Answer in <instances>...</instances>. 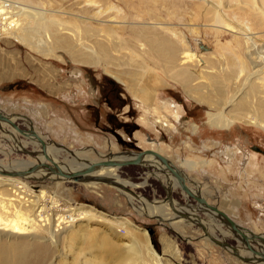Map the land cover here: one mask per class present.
<instances>
[{
	"label": "rangeland",
	"instance_id": "374dc122",
	"mask_svg": "<svg viewBox=\"0 0 264 264\" xmlns=\"http://www.w3.org/2000/svg\"><path fill=\"white\" fill-rule=\"evenodd\" d=\"M30 1L34 8L41 7L37 0ZM131 1L139 5L138 0ZM42 2H50L53 7L61 3L67 11L73 8L70 7L73 0ZM142 2L144 10L160 14L164 22L176 27L186 48L192 53L198 54L196 49L200 44L205 48L211 46V36L205 32L196 36L192 31L197 1L183 0L185 6L178 0L172 4L169 0ZM168 14L174 16L170 18ZM178 17L181 19L178 20ZM53 54L55 57L40 55L12 38L2 36L0 32V64L11 71L8 74L2 72L4 78L10 79L0 80V114L13 117V123L20 130L32 127L51 152L58 151L56 158L61 163L71 164L73 159L79 163L74 153L96 162L120 152L151 150L177 166L187 178L188 185L199 191L209 204L227 213L241 227L264 235V130L237 120L227 127H209L206 114L217 110L215 101L218 97L210 96L214 101L212 106L193 100L177 82L163 74V68L162 71L159 67L151 69L154 78L148 76L136 81L137 78L132 76L142 73L133 69L126 59L118 58L114 52L110 53L114 65H104L99 61L96 64L74 63L60 50H55ZM10 62L13 64L10 65ZM202 66L204 76L208 78L207 72L211 71L207 69L206 61ZM103 83L118 93V100H110L111 105L101 99L100 85ZM7 84L11 86L6 87ZM192 84L191 88H195L201 83L195 84L194 81ZM142 86L149 92L144 101L133 94ZM226 99L220 98L222 102ZM228 107L225 105L223 111H229ZM102 114L113 116L106 121ZM96 117L97 124L94 122ZM122 123L127 126L122 127ZM191 124L197 125L194 133H191ZM0 125L11 130L2 121ZM1 127L0 166L19 171L30 163H38L40 148L33 144L35 141L16 132L17 144L23 145V149L16 150L11 135ZM186 161L192 165L179 168ZM81 162L86 163L85 160ZM141 162V165H124L115 171L120 179L131 186L125 189L131 194V201L118 192V185L104 181L91 186L85 182L36 181L32 177L0 173L1 184H6L7 179H16L23 186L20 190H31L33 195L44 193L45 210L39 223L44 227L52 220L54 237L51 240L47 235L36 232L26 235H35L32 244L35 245L33 253L38 264H111L114 262L113 251L99 247V240L108 238L120 248L122 241L131 239L127 232L137 238L142 251L138 261L141 264L142 261L152 264L142 246L144 237L148 239L151 256H157V264H260L238 259L231 250L212 243L204 235L200 224H206L213 239L220 241L226 237L220 242L235 247L241 257L255 260L245 245L229 233L231 229L219 225V219L211 222L208 214L202 211L185 210L197 216V223L185 229L175 228L173 223L184 217L168 221L144 214L146 210L137 201L138 198L147 202H163L167 192L158 174L146 178L148 173L155 172L153 166L162 163L157 161L152 164L153 160L152 163ZM46 163L52 165L49 161ZM167 171L173 179L171 171ZM6 189L7 186L0 185V190ZM10 193L9 190L3 191V194L10 195V199L14 198V194ZM170 196L184 209H187L186 205L197 206L178 187L171 190ZM80 207L90 209L95 214L94 219H80L81 216L76 213L71 219H66L69 223L56 221L60 215L69 216L70 212ZM139 207H142L141 210H138ZM164 211L167 212V209ZM180 222L188 223L184 220ZM90 234H95L97 240H91ZM249 245L254 249L260 248L255 241L249 242Z\"/></svg>",
	"mask_w": 264,
	"mask_h": 264
},
{
	"label": "bare ground",
	"instance_id": "6f19581e",
	"mask_svg": "<svg viewBox=\"0 0 264 264\" xmlns=\"http://www.w3.org/2000/svg\"><path fill=\"white\" fill-rule=\"evenodd\" d=\"M37 1L41 3L40 8H34L30 0H0L1 35L12 38L45 57H55L53 52L60 50L66 53L70 57V61L74 63L96 64L99 61L104 65H114L113 57L110 54L114 52L118 58L126 59L133 69L142 73V75L132 76L137 78L136 81L148 76L154 78V71L152 72L151 69L159 67L161 70L163 68V74L177 82L193 100L201 103L206 102L208 106H212L214 101L210 96L218 97L215 101L217 110L215 112L208 111L206 114V124L209 127H227L237 120L264 130V0H195L197 1L194 12L195 23L192 26V31L196 36L205 32L212 38L209 41L211 46L205 48L200 44L201 46L197 47L198 54L192 53L190 49L186 48L182 36L176 31L174 25L164 22L160 14L144 10V1L142 2V0H138V6L131 3V0H73V5L70 6L73 8L68 11L61 3L58 7H53L50 2L47 4L42 0ZM64 1L67 0H61V2ZM169 1L172 4L174 0ZM179 1L184 6L186 5L183 0ZM168 16L171 18L174 15L168 14ZM180 19L181 17H178V20ZM205 61L208 64L207 69L211 71L207 72L208 78H205L202 66ZM194 81L195 84H201L191 88ZM137 90L139 91H133V94L144 101L149 93L147 88L142 86ZM222 97H227V99L222 102L220 100ZM225 105L230 108L227 112L223 111ZM5 116L7 121H0L8 124L11 130L1 127V125L0 127L3 131L9 132L16 150L23 149V145L17 144L16 132L26 138L29 137V140L35 141L36 143L33 144L40 148L38 163H33L38 164V167L22 177H32L36 181L38 179L72 181L68 177L69 173L83 171L89 163H92L91 160L81 157L80 153H74L76 159L80 161L79 163L74 162V159L71 164L59 162L56 158L58 151L51 152L48 145H45V142L35 134L32 127L19 131L9 124L13 122V117ZM196 130L197 125L191 124V133ZM41 142L43 146H41ZM60 150L65 149L61 148ZM147 151L138 157L139 165L144 160L150 163L153 160L152 164L160 161L155 155L156 153L151 150ZM135 158V153L125 152L111 154L96 162L106 160L120 162ZM165 159V163L160 161L161 165L153 166L155 172L148 173L146 178L149 175L156 176L158 174L166 189L167 198L163 202H147L143 198H138L137 201L146 210L144 214L148 213L150 216H158L160 220L168 221L184 216V219H178L173 223L175 228L185 229L192 223H197V216L194 212L199 210L208 214L211 222L215 223V218L221 220L219 225L231 229L232 231L228 230L229 233L238 242L241 240L240 243H242L237 231L232 229L223 217L205 203H196L195 207L186 205L187 209H184L171 198L170 192L175 187L181 189L185 197H189L183 190L184 183L190 194L200 196L205 200L198 193L199 191L197 192L196 189L188 185L187 178L178 167L169 159ZM81 160H85L86 163ZM47 161L53 166L48 165ZM33 164L30 163L21 170H26ZM191 165L190 161H186L179 168H189ZM40 168L42 169L40 170ZM117 168L116 165L97 166L95 170L83 174L77 181L94 186V184L99 185V181L102 180L92 179L91 176L103 177L105 183L109 181L110 184L111 181L114 185H118L119 187L116 186L118 192L131 201V194L125 191L126 186H131L118 177L115 172ZM167 169L171 171L173 179L169 176ZM174 169L181 172L183 181L174 175ZM11 171H15V168L5 169L0 166V173L3 175L8 176L7 173ZM5 183H0L1 187L7 186L6 190H0V264H38L39 261L33 253L35 245L32 244L35 235H26L36 232L47 235L51 240L54 237L51 228L52 220L44 227L39 223L41 213L45 210L44 193L33 195L31 190H20L23 186L16 179H7ZM195 186L197 187V185ZM8 190L14 194V198L10 199L9 194H3V191ZM3 196L8 197L6 199ZM205 202L209 204L206 200ZM142 207H139L138 210H141ZM188 208L194 210V214H188L189 212L185 211L189 210ZM164 209H167V212ZM76 213L81 216L80 219H90L95 215L90 209L80 207L75 212H70L71 215L67 214L69 216L62 217L60 215L56 221H60L62 224L69 223L66 219H71ZM49 220L50 218L47 219V221ZM183 220L188 223H179ZM200 226L212 239L214 238L208 232L206 224L202 223ZM238 231L246 236L248 243L255 241L260 245L259 249L253 248L254 253L247 249L255 257V260L252 259V261L260 260V255L264 257V241L253 237L248 233L250 230L244 227H238ZM127 234L131 239L126 240L127 242L122 241L123 245L120 248H117L110 239H101L103 236L100 238L99 247L109 252L113 251L111 255H113L114 262L111 264H141L138 261L142 251L137 238L129 235V232ZM94 235L90 234L89 238L97 240V236ZM260 236L264 239V235ZM225 238L220 241H224ZM147 245L148 239L144 237L142 246L146 249L147 257L152 264H157V256H151ZM257 262L264 264V261ZM142 264L146 263L142 261Z\"/></svg>",
	"mask_w": 264,
	"mask_h": 264
},
{
	"label": "water",
	"instance_id": "95a60500",
	"mask_svg": "<svg viewBox=\"0 0 264 264\" xmlns=\"http://www.w3.org/2000/svg\"><path fill=\"white\" fill-rule=\"evenodd\" d=\"M11 84H7L6 87H10ZM0 120H3V121H7L6 119V116L4 114H0ZM12 127H15L17 130L21 131L13 122H10L9 123ZM41 146H43L42 142H41ZM257 151H259L257 148H255ZM148 151L146 149H142V150H137L135 151L134 153L136 154V158L133 159V160H127V161H120V162H117V161H112V160H106V161H100V162H92V163H89V165L85 168V170L83 171H73L71 173L68 174V177L72 180V181H77L81 178V176H83V174L85 173H90L92 172L93 170L96 169L97 166H102V165H105V166H108V165H116L117 167H121V166H124V165H129V164H138V157L144 153H147ZM120 153H125V152H120ZM159 159L160 161L162 162H166V159L158 154H155ZM38 167V164H33L31 165L30 167H28L26 170H19V171H11L7 174L9 175H12V176H17V177H22L24 175H26L27 173H30L31 171H33L34 169H36ZM174 171V175L180 180V181H183L184 179L182 178V174L180 171L178 170H173ZM92 179H100L102 181L103 180V177H97V176H91ZM109 182V181H108ZM106 182V183H108ZM109 184V183H108ZM110 184L111 185H114V183H112L110 181ZM128 190V188H127ZM183 190L187 192V194L189 195V197L191 199H193L196 203H205L208 207H210L211 209H213L214 211H216L218 213V215H220L221 217H223L227 224L232 228L234 229L235 231H237V233L240 235L241 239H242V244L245 245V247L251 251L252 253H254V250L252 248L251 245H249V243L246 241V236L242 233H240L238 231V227H240L232 218H230L225 212L217 209L215 206H212V205H209L205 202V200L200 197V196H196V195H192L189 193L188 191V188L186 187V185L183 183ZM184 217V216H183ZM242 228V227H241ZM202 230L204 232V235L206 237H208V239L216 244V245H219L227 250H231L230 252L236 256L238 259H241L243 261H252V259H249V258H244V257H241L237 251H236V248H234L233 246L229 245L227 242H220V241H217V240H214L212 239V237H210L206 232L205 230L203 229L202 227ZM149 231V230H148ZM248 233H250L253 237H257V239H262L264 241V239L259 235V234H254L252 233L251 231H248ZM241 242V240H239ZM257 261H264V257L260 255V260H257Z\"/></svg>",
	"mask_w": 264,
	"mask_h": 264
},
{
	"label": "flooded vegetation",
	"instance_id": "af4514ba",
	"mask_svg": "<svg viewBox=\"0 0 264 264\" xmlns=\"http://www.w3.org/2000/svg\"><path fill=\"white\" fill-rule=\"evenodd\" d=\"M109 85L107 83H103L100 85V96L101 99L108 105H111L110 100H118V93L116 92V90H112L109 89L108 87ZM113 115H109V114H102V117L106 120V121H110L111 117ZM97 120L98 118L96 117V119L94 120L95 124H97ZM117 125H120V123H118ZM122 127L127 126L125 123L121 124ZM133 131V130H132Z\"/></svg>",
	"mask_w": 264,
	"mask_h": 264
},
{
	"label": "crops",
	"instance_id": "0c3cea01",
	"mask_svg": "<svg viewBox=\"0 0 264 264\" xmlns=\"http://www.w3.org/2000/svg\"><path fill=\"white\" fill-rule=\"evenodd\" d=\"M13 63L12 62H10V65H12ZM6 72L7 74L8 73H10L11 71L10 70H7L4 66H2L1 64H0V80H9V79H7V78H4L3 76H2V72ZM4 75V74H3Z\"/></svg>",
	"mask_w": 264,
	"mask_h": 264
}]
</instances>
